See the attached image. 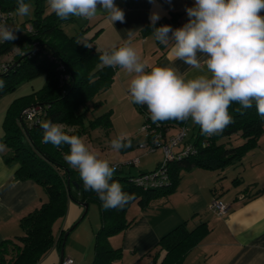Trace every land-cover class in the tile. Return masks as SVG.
I'll use <instances>...</instances> for the list:
<instances>
[{
    "label": "trees",
    "instance_id": "16d2710c",
    "mask_svg": "<svg viewBox=\"0 0 264 264\" xmlns=\"http://www.w3.org/2000/svg\"><path fill=\"white\" fill-rule=\"evenodd\" d=\"M30 1L35 5V17L29 26V33L24 38L0 43V55L19 49V53L0 70V81L3 82L0 96L40 75L45 77V83L10 102L4 115L0 142L9 147L10 152L4 155V159L15 166V175L33 179L42 189L44 197L36 207L20 217V234L0 241V264H37L53 245L63 248L66 230L62 229L57 236L53 224L64 216L69 200L79 204L95 203L99 209L100 227L94 235V256L89 264H117L122 257V249L120 245H112L109 237L135 222V217H126V211L133 202L145 207L150 201L170 193L179 181L182 169L202 167L221 170L239 162L248 150L256 146L260 134L264 132V118L258 115L255 105L242 109L234 102L228 110L232 123L214 135L203 134L199 126L194 138L187 140L195 151L168 163L169 183L160 187L142 188L133 182L134 175L121 174L122 163H117L112 179L120 183L124 192L134 194V199L122 209L105 208L97 193L86 191L79 172L64 160L69 146L64 144L58 148L43 141L41 122L50 120L72 127L71 130L65 127L69 135L79 136L96 126L103 127L107 134L112 125L108 112L95 116L87 124L84 118L100 100L92 101V105L88 102L112 83L114 68L104 65L99 59L100 51H97L99 49L94 42L99 29L87 37L85 34L90 26L85 23L74 34L68 35L61 25L74 21L76 17L61 20L52 12L44 15L46 0ZM132 1L124 0V3ZM15 8L17 0H0V12L11 13ZM184 18L182 12L169 11L156 21L155 27L170 25L173 29L180 28L184 25ZM141 32L152 34V23L148 22ZM155 41L160 54L171 44L163 45ZM30 105L40 106L41 112L27 123L21 111ZM137 108L143 114L142 124H147L151 131L147 135L149 140L156 133L162 138L171 126H186L188 121L153 123L146 105L137 104ZM233 134H239L242 142L236 145L221 142V138ZM237 180H240L237 176L232 179L233 182ZM206 230V222L188 228L186 220H183L159 237L154 252L147 251L145 254L151 256L153 264H178ZM160 251H163L161 257Z\"/></svg>",
    "mask_w": 264,
    "mask_h": 264
},
{
    "label": "crops",
    "instance_id": "0c3cea01",
    "mask_svg": "<svg viewBox=\"0 0 264 264\" xmlns=\"http://www.w3.org/2000/svg\"><path fill=\"white\" fill-rule=\"evenodd\" d=\"M115 4L125 14L123 23L112 24L102 10H98L96 17L92 20L75 19L79 27L85 23L90 26L85 34L87 37L99 29L94 38L99 50L110 49L113 45L119 46L128 38L127 32L134 30L138 34L132 43L140 54L141 60L147 63L146 70L150 71L152 67L157 66L173 67L179 73L186 74L188 79L208 74L204 67L191 68L183 61L172 57L170 54L172 44L160 54L154 36L141 32L142 28L151 22L150 16L154 12L159 15V18L168 14L169 11L182 12L185 14L183 24L187 23L189 17L186 8L193 7L195 0H152V2L133 0L128 4H125L124 0H115ZM261 15H264V12ZM200 58L204 57L201 55ZM114 71L110 85L117 84L123 94L131 99L128 86L132 76L119 68H114ZM11 101L8 100L6 104L0 103V137L3 134L4 115ZM175 127L179 129L178 126H171L164 132L161 139L165 141L174 134L171 130ZM67 129L73 128L68 126ZM83 136L80 134V137L83 138ZM84 141L89 145L88 140L84 139ZM0 145H3V149L0 150L1 241L20 234V217L36 207L44 197V193L33 179L19 178L15 175V166L9 165L4 159V155L10 152L9 147L1 142ZM89 147L97 152L100 145ZM108 151L111 152L110 154H115L113 149ZM135 157L138 159L137 168L123 166L130 165V161ZM100 158L105 159L106 155L102 153ZM161 158L162 154L157 158L155 166ZM117 161L122 163V170L127 172L125 173L127 175L153 169L147 170L141 167V158L133 148L129 152L121 153ZM226 168L212 170L192 167L181 170L176 193L163 196L162 201L157 198L156 203L150 201L145 207L136 205L130 209V205L126 211V217H135V222L124 231L113 235V245L121 246L122 257L125 255L129 257L128 264H145V261L147 264H153L151 256L147 257L145 253L154 252L159 237L183 220H186L188 228L206 222L207 230L178 264H264V132L260 134L256 146L248 150L239 162ZM236 176L240 180L233 182L232 179ZM175 194L179 196L177 208L174 206L172 197ZM213 197L227 204L228 209L225 213L218 214L209 208ZM83 209V205L69 200L66 213L53 224L56 235L58 236L62 229L70 228L79 219ZM88 209L89 204L87 211ZM127 212L130 213V217L127 216ZM75 226L68 232L72 241L70 247L63 248L64 255L72 257L74 264H89L90 250L86 249L84 253H78L72 247L79 237L78 233H73L76 230ZM109 240H112V237ZM60 251L61 248L53 245L37 264H58ZM159 254L161 257L163 251ZM121 259L117 264H122Z\"/></svg>",
    "mask_w": 264,
    "mask_h": 264
},
{
    "label": "clouds",
    "instance_id": "9594fccd",
    "mask_svg": "<svg viewBox=\"0 0 264 264\" xmlns=\"http://www.w3.org/2000/svg\"><path fill=\"white\" fill-rule=\"evenodd\" d=\"M46 2L50 12L61 20H92L102 10L112 24L125 22V14L115 0ZM30 12V4L17 0V15L27 16ZM186 12L187 23L176 29L170 25L155 27L159 15L152 13V34L161 44H172V57L191 68L204 67L208 74L188 79L173 67L146 70L147 63L132 43L138 34L134 30L127 32L128 38L119 46L97 50L100 61L132 76L128 86L131 101L146 105L153 123L191 119L203 134H219L232 123L228 110L234 102L242 109L255 105L258 115L264 118V0H195ZM17 30L0 23V43L15 40ZM41 127L45 143L58 148L69 146L64 160L79 172L85 190L97 193L105 208L122 209L134 199V194L124 192L112 179L115 167L91 150L82 137L67 134L64 124L50 120L41 122ZM110 146L119 151L130 147L131 140L127 133H121L110 141Z\"/></svg>",
    "mask_w": 264,
    "mask_h": 264
},
{
    "label": "rangeland",
    "instance_id": "374dc122",
    "mask_svg": "<svg viewBox=\"0 0 264 264\" xmlns=\"http://www.w3.org/2000/svg\"><path fill=\"white\" fill-rule=\"evenodd\" d=\"M25 3H28L31 5V12L29 15L27 16L17 15L16 8L13 9L11 12L12 19L10 20V24L11 26L18 28V30L15 33L16 39L24 38L29 33V26L31 25L32 19L35 17L34 3L30 0L26 1ZM49 12L50 10L48 6L46 5L43 14L45 15ZM61 26L64 32L68 35H72L77 30L80 29L79 24L77 23L76 20L64 22L62 23ZM17 53H19V49H15L11 51L10 53L0 55V62L11 61ZM44 83H45V77L43 75L37 76L30 80H26L20 83L16 87V89H14L13 91H10V92H7L1 95L0 103L6 104L8 100H13L16 97L29 94L39 89ZM96 100H100V101L97 103V105L94 108H91L87 111L85 118H84L85 124H87L88 121L93 119L95 116L102 114L104 112H108L109 117L112 122L111 129L106 134V131L101 126L89 128L88 131H86L85 133H82V135H84L83 139H85L86 141L88 140L89 146H91V148H92V145H94L95 147H99L100 145V147L97 150V152L99 153V156H102V153H104L106 155L105 159H107L110 162V164L118 163L119 161L117 160H119V156L121 155V153L124 154L126 152H129L130 149L133 148V150L135 149L137 151V154L141 158V167L147 170L151 168L154 169V166L156 164V161L159 155L162 154V158H163V151L161 147H157L155 150L149 151V148L147 146H144V145L141 146V144H143L144 142H147L146 140H148V142H150V140L147 137V131L142 126L144 118H143V114L138 110L137 104L133 103L131 99H128L123 94L122 90L119 88L117 84L110 85L105 92L97 93L94 96V98L88 102V104L92 105V101H96ZM26 122L28 123V121ZM185 127H186L187 135L185 139L179 143V145H183V143L187 142V140H189L190 138H194V135L198 131L199 125L194 124L191 121V119H189ZM177 131L178 130L176 127L174 129L172 128L171 130V132H173L174 134ZM121 133L128 134V137L131 140V146L121 148L119 151H115V154H110L111 152L108 151L109 149H112L110 146V141L115 139ZM161 142H165V141L161 139ZM221 142H225L226 145H236L242 142V137L239 136V134H233L229 137L221 138ZM130 158L128 160H130ZM123 166H128L132 169L137 168L136 164H133V163H131L130 165L124 164ZM225 167H227L226 169H228L232 167V165H228ZM125 173L127 172H124L123 170H121V174L124 175ZM177 185H178V182L176 183L175 188L170 193L166 194L164 197L172 194L173 192L176 193L175 190L177 188ZM162 197L163 196L159 197L158 200L162 201ZM172 197L174 198V206L177 208V206H179L177 203L179 196L175 194ZM156 202H157V199H154L152 200L151 203H156ZM136 205L138 204L136 202H133L131 204L130 209H132ZM127 216L130 217V213L127 212ZM99 227H100L99 209L95 203H90L89 209L88 211H86V215L75 226L76 230L73 233H78L79 237H78V240L74 242V244L72 245L73 249L78 253H84L86 249L90 250V253H89L90 257L88 260L89 263L94 256L93 239ZM113 235L110 236L112 237V240H110L112 245L114 244ZM71 241H72L71 236L68 233L63 248L70 247ZM128 260H129V257L125 255L124 257H122L120 263L128 264ZM145 264H147V261H145Z\"/></svg>",
    "mask_w": 264,
    "mask_h": 264
},
{
    "label": "built area",
    "instance_id": "2783aa9c",
    "mask_svg": "<svg viewBox=\"0 0 264 264\" xmlns=\"http://www.w3.org/2000/svg\"><path fill=\"white\" fill-rule=\"evenodd\" d=\"M11 19V13L0 12V23H7L9 26H11ZM6 64L7 62H0V70L4 69L6 67ZM40 112V106L31 105L22 109L21 114L22 116H24L23 118L25 119V121L29 122L35 119ZM142 126L147 131L148 135V133L151 132L148 128V125L144 124ZM186 135V127L181 126L179 127L178 131L167 138L165 142H161L160 134L156 133L151 137L150 142L146 140L147 142L141 144V146H147L149 148V151H153L157 147H161L163 151V158L158 162L155 169L135 174L132 177L133 182L141 186L142 188H156L168 184V163L173 159H180L183 156L188 155L190 152L195 151L191 143L184 142L183 145H179V143L185 139ZM137 160L138 159L135 157L130 161V163L136 164ZM112 166L116 167L118 165L117 163H113ZM209 208L218 214H223L228 209V206L217 197H213L209 203ZM58 264H74V260L72 257L64 255Z\"/></svg>",
    "mask_w": 264,
    "mask_h": 264
},
{
    "label": "water",
    "instance_id": "95a60500",
    "mask_svg": "<svg viewBox=\"0 0 264 264\" xmlns=\"http://www.w3.org/2000/svg\"><path fill=\"white\" fill-rule=\"evenodd\" d=\"M15 62H16V61H15ZM15 62H14V64H15ZM19 116L21 117V114H20ZM80 204L83 205V207H84L83 212H82L81 216L79 217V219H78L76 222H74V223L72 224V226H71L70 228H68V229L65 231V233H64V235H63L64 242H65V240H66V237H67V235H68L69 230H70L72 227H74V226L77 224V222H79V221L81 220V218L85 215V213H86V211H87L88 203L84 202V203H80ZM64 242H63V243H64ZM63 256H64V252H63V248H61L59 262L61 261V259H62ZM59 262H58V263H59Z\"/></svg>",
    "mask_w": 264,
    "mask_h": 264
}]
</instances>
